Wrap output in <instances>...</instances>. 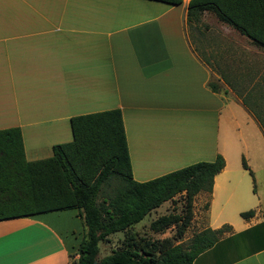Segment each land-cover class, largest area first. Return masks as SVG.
Wrapping results in <instances>:
<instances>
[{
  "label": "crops",
  "instance_id": "crops-1",
  "mask_svg": "<svg viewBox=\"0 0 264 264\" xmlns=\"http://www.w3.org/2000/svg\"><path fill=\"white\" fill-rule=\"evenodd\" d=\"M187 1L0 0V128L32 160L71 139V115L118 107L137 181L219 153L192 212L228 229L191 264H264V49L214 46L198 25L194 44ZM81 224L74 207L2 218L0 264H69Z\"/></svg>",
  "mask_w": 264,
  "mask_h": 264
},
{
  "label": "trees",
  "instance_id": "trees-1",
  "mask_svg": "<svg viewBox=\"0 0 264 264\" xmlns=\"http://www.w3.org/2000/svg\"><path fill=\"white\" fill-rule=\"evenodd\" d=\"M206 11L264 49V0H188L185 18L190 29L197 27ZM258 118L264 135V117ZM69 125L70 140L52 144L49 156L32 160L24 157L19 127L0 128V219L76 208L83 230L69 264H92L94 259L99 264H191L228 229L226 224L204 227L185 243L171 236L136 237L131 230L152 209L178 194L181 210L161 213L148 226L162 232L172 225L180 238L192 215L193 196L199 190L210 191L213 175L223 166L219 153L212 160L137 181L131 176L118 107L71 115ZM241 164L247 168L243 158ZM252 213V209L239 212L242 217ZM115 231H122L121 242L97 256L99 241Z\"/></svg>",
  "mask_w": 264,
  "mask_h": 264
},
{
  "label": "rangeland",
  "instance_id": "rangeland-1",
  "mask_svg": "<svg viewBox=\"0 0 264 264\" xmlns=\"http://www.w3.org/2000/svg\"><path fill=\"white\" fill-rule=\"evenodd\" d=\"M199 28L204 31L203 38L207 43L213 44L214 46L217 45H224V44H236V45H247L248 40L243 36L238 35L235 31H233L229 26L225 23L217 20L215 16L211 12H203L201 15L200 21L198 23ZM188 29L189 25L187 24ZM191 39L194 44H196L195 39L192 35L191 29L189 30ZM182 197L181 195H176L173 200H167L161 203L159 206L155 207L150 213H147L141 220L136 222L131 230L134 232L136 237H164V236H171L173 241L181 239L182 243L188 241L189 237L196 232L200 227L195 225L196 221L202 219L203 215L202 212L199 210H194L192 212V221L190 222L189 226L184 230L183 234L180 238L174 235L175 227L169 225L165 228L162 232H154L152 231L149 226L148 222L153 217L168 211H180L182 208ZM194 216V217H193ZM82 225V224H81ZM262 229V235L264 237V223L260 225ZM123 238L122 231H115L113 233L108 234L107 240H101L98 243L99 249L97 256H103L106 254L110 248L117 246Z\"/></svg>",
  "mask_w": 264,
  "mask_h": 264
},
{
  "label": "water",
  "instance_id": "water-1",
  "mask_svg": "<svg viewBox=\"0 0 264 264\" xmlns=\"http://www.w3.org/2000/svg\"><path fill=\"white\" fill-rule=\"evenodd\" d=\"M92 264H99V262L96 259H94Z\"/></svg>",
  "mask_w": 264,
  "mask_h": 264
},
{
  "label": "built area",
  "instance_id": "built-area-1",
  "mask_svg": "<svg viewBox=\"0 0 264 264\" xmlns=\"http://www.w3.org/2000/svg\"><path fill=\"white\" fill-rule=\"evenodd\" d=\"M76 256V254H74V256L73 257H75Z\"/></svg>",
  "mask_w": 264,
  "mask_h": 264
}]
</instances>
